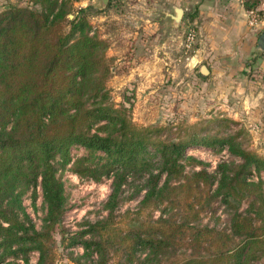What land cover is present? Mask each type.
Returning a JSON list of instances; mask_svg holds the SVG:
<instances>
[{"label": "trees", "instance_id": "1", "mask_svg": "<svg viewBox=\"0 0 264 264\" xmlns=\"http://www.w3.org/2000/svg\"><path fill=\"white\" fill-rule=\"evenodd\" d=\"M30 2L40 7L13 4L0 11V264L9 257L27 259L32 251L38 252L34 264L58 259L51 229L65 195L52 160L60 154L66 162L73 145L103 153L93 164H83L95 159L91 155L78 158L77 172L114 178L104 202L108 214L68 236V244L83 247L69 256L72 262L257 264L264 259V221L258 223L256 212L235 209L226 228L199 222V204L208 192L201 185L211 180L205 169L170 184L173 174L183 173L187 147L226 146L240 165L258 171H264V157L234 135L177 126L170 137L165 131L175 123H135L129 107L110 100L106 40L90 32L85 16L66 17L68 0ZM225 166H219L218 190L227 184ZM129 176L143 179L146 193L136 210L118 215L121 185ZM236 184L247 191L258 187L243 178ZM35 185L46 205L40 229L22 204L23 192ZM155 209L161 213L157 218Z\"/></svg>", "mask_w": 264, "mask_h": 264}, {"label": "rangeland", "instance_id": "2", "mask_svg": "<svg viewBox=\"0 0 264 264\" xmlns=\"http://www.w3.org/2000/svg\"><path fill=\"white\" fill-rule=\"evenodd\" d=\"M147 2H67L66 17L71 19L74 16H85L90 24V32H95L108 43L105 53L110 63V75L106 85L110 100L117 106L129 107L132 120L137 124L175 123L173 130L165 131L170 137L176 135L177 126L200 127L201 133H212L219 137L234 135L244 147L264 157V111L255 102L254 91L253 104L247 103L248 92L245 91L247 81L255 86L261 85L263 75H259L261 71L256 61L264 54L262 49L254 45L252 53L256 54L248 57L192 58L191 53L196 45L192 24L184 16L174 21V9H169L168 13L149 11ZM13 4L40 7L30 0H0V11ZM189 32L193 33V38L188 37ZM256 77L259 81H255ZM102 154L100 151H89L83 146L73 145L66 162L60 154L52 160L56 176L63 183L65 195L63 212L51 229L59 253L54 264H76L69 256L82 253L83 247L68 244V236L85 228L86 223L103 219L108 214L104 202L111 191L114 174L93 179L75 170L78 158L91 155L95 159L85 160L83 164H93ZM187 157L193 159L186 161ZM181 159L185 168L182 174L172 175L171 185L184 182L191 172L202 168L211 176L209 183L201 185L208 192L199 204L200 223L219 229L226 228L235 209L251 211L252 214L256 212V217L261 216L256 219L258 223L261 218L264 221L263 170L258 171L253 165H240V158L231 154L226 146L218 149L187 147ZM222 163L227 164V184L218 190L221 178L219 166ZM240 178L255 182L258 187L247 191L236 184ZM144 183L141 178H127L121 185L115 214L139 207L146 193ZM173 196L176 198L180 195ZM22 204L35 227L40 229L44 223L46 205L39 185L31 186L23 192ZM152 213L154 218L161 214L159 209ZM37 257L38 252L32 251L27 259L22 256L9 257L5 264H34ZM257 264H264V259L257 261Z\"/></svg>", "mask_w": 264, "mask_h": 264}, {"label": "crops", "instance_id": "3", "mask_svg": "<svg viewBox=\"0 0 264 264\" xmlns=\"http://www.w3.org/2000/svg\"><path fill=\"white\" fill-rule=\"evenodd\" d=\"M146 5L149 11L164 13L175 7L183 9L182 16L194 30L196 45L191 55L195 59L255 55L252 47L256 45L260 48L259 40L264 39V16L257 25L251 26L241 0H148ZM151 19L149 17V21ZM261 51L264 52V49ZM256 63L261 71L259 75H263L261 85L255 86L247 81L245 91L248 92L247 103L253 104L254 91L255 102L264 111V54L257 58ZM255 81L259 79L256 77Z\"/></svg>", "mask_w": 264, "mask_h": 264}, {"label": "built area", "instance_id": "4", "mask_svg": "<svg viewBox=\"0 0 264 264\" xmlns=\"http://www.w3.org/2000/svg\"><path fill=\"white\" fill-rule=\"evenodd\" d=\"M245 5V11L247 15L248 23L251 26L257 25V23L264 16V0H241ZM193 33L189 32V38H193ZM204 148V147H195Z\"/></svg>", "mask_w": 264, "mask_h": 264}, {"label": "water", "instance_id": "5", "mask_svg": "<svg viewBox=\"0 0 264 264\" xmlns=\"http://www.w3.org/2000/svg\"><path fill=\"white\" fill-rule=\"evenodd\" d=\"M174 11H175V14L173 15L174 21H179V19L182 16L183 9L181 7H175ZM258 44L261 49H264V39H260Z\"/></svg>", "mask_w": 264, "mask_h": 264}]
</instances>
